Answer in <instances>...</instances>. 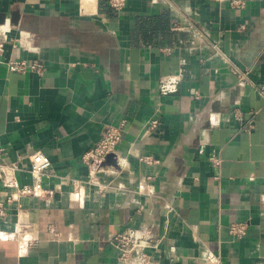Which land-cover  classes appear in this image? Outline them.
Segmentation results:
<instances>
[{"label": "crops", "instance_id": "1", "mask_svg": "<svg viewBox=\"0 0 264 264\" xmlns=\"http://www.w3.org/2000/svg\"><path fill=\"white\" fill-rule=\"evenodd\" d=\"M110 1L0 0V160L30 184L43 152L53 191L7 204L0 180V264H119L129 228L147 264H264V0ZM121 122L90 182L83 154Z\"/></svg>", "mask_w": 264, "mask_h": 264}, {"label": "built area", "instance_id": "2", "mask_svg": "<svg viewBox=\"0 0 264 264\" xmlns=\"http://www.w3.org/2000/svg\"><path fill=\"white\" fill-rule=\"evenodd\" d=\"M237 2L233 1L232 4ZM123 0H111L110 6L114 9H120ZM2 32L0 38V51H2L5 42V35ZM8 69L13 72H24L26 70L41 72L43 66L38 62L28 63L26 60H10L7 63ZM245 76V74H243ZM264 96V86L259 89ZM237 119L240 120V112H236ZM157 125V120H151L148 124L149 129H153ZM123 122L119 126L107 128L100 140L90 150L82 156V162L88 166L90 170V182L96 180L97 175L103 170V164L109 156L115 155L117 145L121 140V128ZM147 161V159H142ZM215 162L216 160L213 159ZM29 168L28 173L31 178L30 184H20L16 173L20 170L17 163L8 164L0 160V180L2 186L10 191L6 197V203L11 204L18 198L28 197H52L53 191L43 187L42 179L47 176L51 167L49 158L41 151H34L28 156ZM5 216L4 204L0 203V218ZM248 223L235 222L229 226V234L233 241H239L247 234ZM113 246L118 251L119 264H147L148 256L146 249L154 244L151 236L146 233L142 234L138 230L129 228L117 233L113 240ZM205 264H222L220 257L209 252L205 258Z\"/></svg>", "mask_w": 264, "mask_h": 264}]
</instances>
